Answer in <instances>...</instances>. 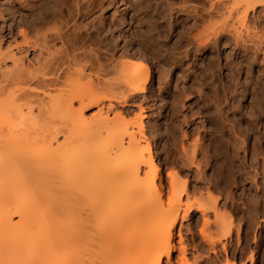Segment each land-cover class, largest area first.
<instances>
[{
    "label": "bare ground",
    "instance_id": "1",
    "mask_svg": "<svg viewBox=\"0 0 264 264\" xmlns=\"http://www.w3.org/2000/svg\"><path fill=\"white\" fill-rule=\"evenodd\" d=\"M187 1L190 2V0ZM187 1L185 0V4ZM17 2H19L18 7L23 9L24 5L29 6L27 3L30 1L26 3L25 0H17ZM92 2L93 0H40V2H36L37 4L34 3L33 5L31 3L30 13L35 18L38 15V18L36 20L34 18V25H30L29 30L26 29L27 32H22L24 45H26L27 50L38 47L42 54L45 50L50 49L49 44L60 39L62 46L68 45L67 48L65 47L61 51L66 55L65 61L61 60L63 61L61 63L47 61L39 68H35V72V69L24 72L22 71L23 68L16 63L14 70L6 69L0 72V130H3L0 131V264H173L172 252L175 248L172 245L173 230L179 218L188 217L193 208L202 212L203 215L208 214L207 206L209 203H213L211 195H207L205 199L197 204H186L185 209L182 207L184 216L181 217L182 198L186 194L187 200L191 198L188 193V183L171 175V189L173 192L180 191H178V194L176 191L177 196L175 195L174 199L171 198V200L169 198L168 201L170 202H167L168 205H166L162 197V190L157 185L160 180L159 168L149 152V143L146 144V141V143H142L143 140H141L144 130L142 118H138L137 121L131 124V126L135 124L137 128V131L131 128V132L123 126L121 127L125 129L121 131L114 130L116 128L111 129L113 127L111 125L114 123L111 124V121L106 122L107 119L98 122L97 125L100 123L99 126L94 123L91 125L90 121V123L86 121L88 119L85 118L84 111L98 104V100L86 98L82 90L80 94L83 96L72 98L71 95L70 98L72 99L63 100V103L61 102L64 98L59 102L53 96L55 103L57 105L59 103V108L53 107V105L52 108H48L49 113L61 112L60 114L63 117L73 119V121H75V118L72 112H76L78 123L82 125L78 128L73 125L74 128L69 130L62 129L60 132L65 131V133L63 142L60 144H57L58 136H52V139H49L50 141H41L38 139L39 136L37 138L36 136L32 137L34 133L31 132V135L29 131L31 129L25 130L21 126L22 123L16 122L28 115L32 114L34 116L31 107L34 102L49 103L47 100L50 98L47 90H52V88L54 90L55 86L62 84L63 81L59 82V80L61 78L62 80L65 79L63 74L66 75L68 70V73H72L66 75V78L69 77V80L66 79L68 82H70L71 76L79 78L86 75L85 68H90L92 72L88 73H94L97 77L105 74L104 66L99 61L100 49L105 40L101 38L104 31L101 30L100 26L97 27L93 23L85 25L83 22L85 21L84 17L86 18L89 15L87 10ZM258 2L261 4L264 3V0H245L243 14L242 11H237L242 16H238V19L241 18L239 21L242 24L245 23L249 10L254 11L259 5ZM224 5L222 1H219V3L212 2L210 8L206 9L207 11L204 10L207 15H205L206 19L208 16L211 17L214 13L216 14V11L218 12ZM177 8L170 7V17L175 19L177 24L174 20L171 23L169 22V31L167 32L171 40H175L165 43V45L161 43L164 45L165 55L162 58L160 57L159 60L175 69L182 70L184 65L189 63L197 70H205L206 72L207 69L214 67L213 63L217 58L216 53L219 51L218 46L221 44L222 38H226L224 33L231 32L229 29L232 25L228 22L220 24L219 27H215L216 24L212 25L214 28H209L212 30L205 36V31V34H202L203 32L197 30L205 18L203 8L201 11L198 6H194L192 10H189L188 7H182L184 12L181 13H184V18L188 21L181 26L178 25L181 22V16L179 17L181 10ZM92 9L90 10L92 11ZM53 22L60 23V28L57 26L47 27L52 26L50 23ZM155 34L158 41L159 35L161 36L162 33L157 31ZM251 36H248V41L250 40L254 47L251 52H249L247 46H240L239 40L242 36L234 38L235 47L237 49L242 48L238 52V59L244 58L243 62L238 60V66L241 69L248 68V72L252 65H256L258 77L263 81L264 57L262 58L261 54L264 51L262 50V35L260 37L256 33L253 37ZM75 44L77 47H75ZM216 50L218 51L216 52ZM205 54H207V58H204ZM112 57L114 56L112 55ZM50 63L51 65H49ZM77 65L82 66V68L79 67L81 69H78V71L73 69L76 72H71L72 68H76ZM238 66L236 67L240 70ZM116 68V72L123 74L127 83L129 81V85L137 83L141 89H144L148 84V72L144 75L148 68L146 61L139 60L133 67L128 64H119ZM216 68L218 69V67ZM212 74L214 73L212 72ZM194 75L197 76V74ZM8 77L12 78L10 82L13 83L10 84H13L14 88L11 85H8L10 86L8 88L6 81L11 80ZM214 81L211 85L215 84ZM30 84H34L35 87H31ZM68 84H65L63 89ZM70 84L72 83L70 82ZM87 88L89 87L87 86ZM71 93L73 94L72 91ZM60 95L62 96V94ZM256 96L255 98L258 97ZM32 99H35V101H32ZM75 99L79 106V108L76 106L78 109L74 107ZM21 101L25 103H21ZM216 104H214L215 111L217 105L222 109L221 107L225 103L221 106L220 103ZM259 104L261 105V103ZM25 107H27V110H24ZM55 107L59 110H54ZM224 109L219 110L217 108V113L224 112ZM227 109L229 108H226V111H228ZM213 112L211 117L206 115L209 129L205 137L209 140L212 149H215L214 156L212 153L213 167L219 171L224 169L225 162L221 163L219 160L218 151L221 145V137H219L218 132L221 123H219V114ZM66 115L72 117L69 116L68 118ZM25 120L24 122L27 124V120ZM108 122L109 124H107ZM126 125L129 126L130 124H124V126ZM222 132L224 135L225 131ZM37 133L36 135L39 134ZM107 134H109L108 137H105L107 139L103 140V137ZM234 135L236 136V132H234ZM54 140L56 145L53 142ZM193 150L192 155L194 156L196 153L195 147ZM237 155L238 153L235 158H237ZM261 155L262 152L255 149L251 161L242 162L238 169H259ZM261 165L264 170V159ZM220 177L223 178L224 176ZM160 183L162 187V182ZM259 202L257 199L254 204L257 205ZM257 206L256 208L254 206V208L257 209ZM15 217L18 218L17 221H15ZM218 222L216 221V225L213 224V226L210 224L214 227L209 226L211 231L215 227L218 228ZM202 233L204 236L206 235L204 230ZM2 238L3 242L7 241L9 243L3 244ZM9 239L11 240L9 241ZM63 253H67V257L62 259ZM181 256V259H179L180 264H188L189 260L186 259V249L184 247L181 248Z\"/></svg>",
    "mask_w": 264,
    "mask_h": 264
},
{
    "label": "rangeland",
    "instance_id": "2",
    "mask_svg": "<svg viewBox=\"0 0 264 264\" xmlns=\"http://www.w3.org/2000/svg\"><path fill=\"white\" fill-rule=\"evenodd\" d=\"M25 1L26 3L30 2L27 3L29 6L24 5L23 10L18 7L19 2L17 0H0V72L6 69L14 70L16 63L25 72L26 70L33 71L35 68H39L40 65H44L47 61L51 63L65 61L66 55L61 51L65 47L67 48L68 45L62 46L60 39L49 44L50 49L48 51L45 50L44 54L40 53L38 47L36 49L30 47L31 49L27 50L23 42L22 32H27L30 28L29 26L34 25L33 23L38 18V15H36V18L31 15L32 8L30 9V5L37 4L40 0ZM219 1L224 2L225 5L218 12L216 11V14L214 13L215 16H208L206 19L204 10L210 8L212 2L219 3ZM258 3L259 5L254 11L249 10L245 23L242 24L239 21L241 18L238 19V16H240L238 12L242 11L243 14L245 0H190L186 4L185 0H93V6L91 5L87 10L89 15L86 18L84 17L85 21L83 22L85 25L93 23L97 27L100 26L101 30L104 31L101 38L105 40L100 49L101 56L99 61L104 66L106 75L103 74V76L97 77L94 73H88L92 72L90 68H85L87 71V73L85 72L86 75L79 78L71 76L70 82L72 84H70L68 82L69 77L66 78V75L70 73H68L69 70L68 72L66 71V75L63 74L65 79L62 80L61 78L59 80V82L63 81L64 84L60 83L58 85L59 88L55 86L54 90L53 88L52 90H47L50 98L47 100L49 103L34 102L31 104L34 116L31 114L23 119L17 118L20 120L16 121L19 124L22 123L23 129H31L29 130L30 133H34L33 135L31 133L32 137L36 136L37 138L39 136L38 139L41 141H50L52 136H58L57 144H60L63 142L65 133V131L60 132L62 129L69 130L74 128L72 127L73 125H76L77 128L82 125L78 123L76 118L78 114L76 112H72L75 121L63 117L60 114L61 112L49 113L48 108H52V105L59 108V103L58 105L55 103L54 97L59 102L64 98L61 103L68 98L72 99L74 96L83 95L86 98L98 100V104L84 111V116L88 119L85 120L90 121L91 125L93 123L97 125L102 119H107L106 122L111 121V124L114 123L110 125L111 127L113 126L111 129L116 128L114 129L116 131H121L125 128H128L129 132H131V128L137 131L136 125L131 126V124L141 117L144 126L141 140H143L142 143H149V152L159 168V181L162 182L163 186L161 187L159 181L157 185L162 190L165 204L168 205L167 202H170L168 199H174L175 195L177 196L178 191H180L176 190V194V191L173 192L171 189L170 178L172 176L177 179L180 178L181 181H187L188 193L192 198L188 199V201L187 197H185L187 194L184 193L186 195L182 198L181 217L184 216L182 207L185 209L186 204H197L205 199L207 195H211L213 199V203L211 202L207 206L208 214L203 215L202 212L193 208L188 217L179 218L173 230L172 245L175 246L172 252L173 264H180L179 259L182 257V247L186 249L188 264H264V170L261 167L264 159V80L259 79L256 65H252V68L250 67V73L249 71L247 72L248 68L241 69L238 66V62H243L244 58L238 59V52L242 48L239 47L237 49L234 41L236 36L237 38L242 36L239 40L240 46H247L249 52H251L254 47L251 41H248V36H254L257 33L260 37L262 35V50L264 51V3ZM170 5L181 10L179 26L185 25L188 21L184 18V13H181L184 12L182 7H188L189 10H192L194 6H198L201 11L203 8L205 22L202 20L203 22L200 23V27L197 30L201 33L203 32L202 34L206 33L205 36L212 30L209 28H214L212 25L216 24L215 27H219L220 24L227 22L232 25L229 29L231 32L228 33L227 31L224 33L226 38H222L223 40L218 46L219 51L216 50L218 52L216 53L215 63H213L214 67L207 69L206 72L205 70H197L189 63L185 64L182 70L175 69L159 60L160 57L162 58L165 55V43L175 40H171L168 36L169 33H167L169 31V22L171 23L174 20L177 24V21L170 17ZM55 23H50L52 26L47 27L57 26L60 28L61 24L56 23V25ZM157 31L162 33L161 36L159 35L158 41L155 34ZM75 47H77L76 44ZM263 55L264 52L261 54L262 58L264 57ZM204 58H207V54L204 55ZM139 60L146 61L148 64L144 75L148 72L149 81L144 89H141L137 83L129 85V81L127 83L125 76L115 70L119 64H128L133 67ZM117 62L119 63L117 64ZM77 66L72 68V70L70 69L71 72H76L82 68V66ZM64 67L66 68V66ZM190 68L191 70H189ZM194 74H197V76ZM8 78L11 80L7 79L9 80L6 81L7 86L11 85L14 88V85L10 84L13 83L10 82L12 78ZM205 81L207 82L205 83ZM213 81L215 84L211 85ZM65 82L69 84L63 89L64 85L67 84ZM31 87L34 88L35 85L33 84ZM67 87L72 88L73 94L70 91L71 88L68 89ZM62 89L63 91L61 92ZM81 90L84 92L83 95L80 94ZM71 95L72 98H70ZM33 100L35 101V99ZM21 103L25 102L21 101ZM215 103H220V106L224 104L221 107L222 109L216 105L219 110H223L226 107L229 108L227 109L228 111L225 108L224 112L221 111L223 114L217 113V108L216 111L214 109ZM76 106L79 108L75 99L74 107L78 109ZM56 107L53 109L59 110ZM24 110H27V107ZM213 111L219 114V123H221L218 132L219 137L222 139H220L221 145L218 151L219 160L221 163L225 162L223 165L224 169L219 171L213 167L212 153L214 156L216 153L215 149H212L209 140L205 137L209 129L206 115L211 117ZM70 115L66 116L69 118ZM24 120L27 124H25ZM126 123L130 125H126L128 127L124 126ZM23 124L26 126L24 127ZM54 130L55 132H53ZM223 130L225 131L224 135L222 134ZM36 132L39 134L37 133L38 135H36ZM234 132H236L237 138ZM108 135L102 136L103 140H106L107 138L105 139V137H108ZM53 142L54 144L56 143L55 140ZM143 146L145 145L143 144ZM194 147L196 153L193 156ZM255 149L258 152H262L259 169L247 168L239 170L238 166L242 162L251 161V156ZM237 153V158H235ZM261 169L263 172H261ZM220 176L224 177L221 178ZM254 199L260 201L257 204L259 206L254 204ZM254 206L255 208L257 206V209ZM14 219L15 221L18 220L16 217ZM216 221H219L220 225L218 224V228L215 227L211 231V228H214L212 227L213 224L216 225ZM201 229L204 230L205 236ZM181 242L182 245L184 244L183 246ZM4 243H7V241ZM66 257L67 253H63L61 256L62 259Z\"/></svg>",
    "mask_w": 264,
    "mask_h": 264
}]
</instances>
